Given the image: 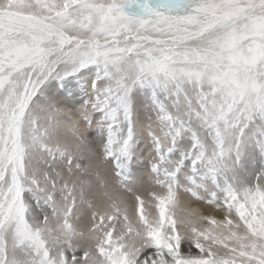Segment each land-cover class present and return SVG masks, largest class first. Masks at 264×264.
<instances>
[{
    "label": "snow or ice",
    "instance_id": "snow-or-ice-1",
    "mask_svg": "<svg viewBox=\"0 0 264 264\" xmlns=\"http://www.w3.org/2000/svg\"><path fill=\"white\" fill-rule=\"evenodd\" d=\"M0 264H264V0H0Z\"/></svg>",
    "mask_w": 264,
    "mask_h": 264
},
{
    "label": "rangeland",
    "instance_id": "rangeland-1",
    "mask_svg": "<svg viewBox=\"0 0 264 264\" xmlns=\"http://www.w3.org/2000/svg\"><path fill=\"white\" fill-rule=\"evenodd\" d=\"M203 211L205 212V214H208L210 212V210L206 207H203ZM218 218H222V216L220 214H218Z\"/></svg>",
    "mask_w": 264,
    "mask_h": 264
}]
</instances>
